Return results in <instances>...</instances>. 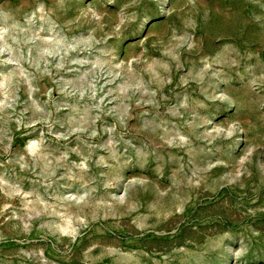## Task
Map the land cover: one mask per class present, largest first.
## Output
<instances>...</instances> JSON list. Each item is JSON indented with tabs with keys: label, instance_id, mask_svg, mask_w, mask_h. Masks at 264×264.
Listing matches in <instances>:
<instances>
[{
	"label": "rangeland",
	"instance_id": "rangeland-1",
	"mask_svg": "<svg viewBox=\"0 0 264 264\" xmlns=\"http://www.w3.org/2000/svg\"><path fill=\"white\" fill-rule=\"evenodd\" d=\"M0 264H264V0H0Z\"/></svg>",
	"mask_w": 264,
	"mask_h": 264
}]
</instances>
